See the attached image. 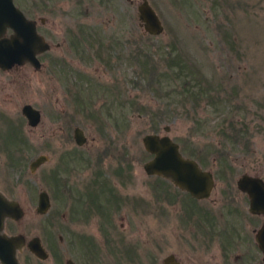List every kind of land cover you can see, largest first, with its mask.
I'll use <instances>...</instances> for the list:
<instances>
[{"label":"rangeland","instance_id":"rangeland-1","mask_svg":"<svg viewBox=\"0 0 264 264\" xmlns=\"http://www.w3.org/2000/svg\"><path fill=\"white\" fill-rule=\"evenodd\" d=\"M148 1L164 26L159 34L146 32L136 4L124 0L93 1L89 12L70 1L69 17L58 28L52 20L59 18L35 8V0H14L27 16L47 18L38 30L51 43L38 69L29 62L0 69V133L22 138L18 146L8 137L7 150L0 145V190L24 210L20 219L6 220L5 231L26 240L38 236L48 252L40 259L25 245L17 252L21 264H163L170 253L180 264H264L254 239L261 217L248 211V198L236 186L244 172L264 178V0ZM66 21L84 43L80 55L67 44ZM76 74L85 77L80 106L67 92ZM25 103L41 112L35 126L21 112ZM85 108L98 111L97 121ZM62 111L71 113L70 131L77 124L88 137L79 152L89 156L114 142L122 164L132 160L130 180L118 183L126 202L109 207L104 233L99 218L72 225L67 200L53 195L51 170L64 147L61 131L69 129ZM101 123L105 128H97ZM147 132L168 133L185 155L213 172L209 198L193 199L145 173L142 163L150 155L141 137ZM219 153L225 163L218 164ZM40 154L47 159L31 169ZM40 190L51 202L43 213L36 209ZM71 225L77 234H92L98 246L73 243Z\"/></svg>","mask_w":264,"mask_h":264},{"label":"water","instance_id":"water-1","mask_svg":"<svg viewBox=\"0 0 264 264\" xmlns=\"http://www.w3.org/2000/svg\"><path fill=\"white\" fill-rule=\"evenodd\" d=\"M137 16L146 32L159 34L164 30L158 13L148 0L138 2ZM48 48L49 43L37 31L35 19L27 17L14 0H0V69H9L13 65L25 62H29L38 69L41 65L38 55ZM21 112L31 126H35L40 121V110L30 103L23 104ZM163 129L168 132L170 126L164 125ZM141 141L144 149L152 154L142 163L146 173L169 179L173 185L188 192L196 199L210 197L215 187L213 172L203 168L195 158L185 155L180 150V144L168 133L147 132L142 135ZM46 159L45 154L38 155L30 162V168L35 169ZM236 186L247 195L249 212L264 217V178L244 172L237 177ZM49 206L48 193L41 190L38 194L36 209L43 213ZM23 213L24 211L16 199H10L0 191L1 264H21L17 252L24 245L40 259H45L48 256V252L38 236L26 240L22 233L8 234L3 231L5 218L18 219L23 216ZM254 238L264 262V218L255 230ZM162 263L180 264L173 253L163 257ZM66 264L75 263L67 259Z\"/></svg>","mask_w":264,"mask_h":264},{"label":"flooded vegetation","instance_id":"flooded-vegetation-1","mask_svg":"<svg viewBox=\"0 0 264 264\" xmlns=\"http://www.w3.org/2000/svg\"><path fill=\"white\" fill-rule=\"evenodd\" d=\"M70 1H71L70 3L71 5H74L72 4L73 1L76 2V6H78V10L83 11V12H89L91 2L96 1L97 4L101 6L102 4L105 3V1L106 3H109L111 0H35L34 7L36 6L35 8H39L40 10H47L51 13H54L55 19L59 18V20H52V23H53L52 26L58 28L61 25L62 21L69 17L68 2ZM124 2L126 5L128 4L132 5V3H135L136 10H137L138 3H136V0H124ZM29 18H32V17H29ZM33 19H35L36 21L37 31L41 35H43L38 30V25L44 26L47 23V18L41 15L37 19L36 18H33ZM68 22H70L71 25L67 29V32L69 33V37H70V40L68 41L69 43L67 44L71 45V50L72 48H74V51L72 52L73 54L75 53L76 55H80L81 52L78 50L80 49L81 51H83L82 48H84V43L83 42L81 43L80 39H78V41L76 40L77 37H75L74 35V31L72 28V22L66 21V24ZM79 31L82 34L81 39L87 42L88 44V41H86L87 36L84 35L85 32L83 31V29L80 28ZM53 32H54V35H57L60 33L59 30H53ZM48 43H49V48L47 50H49L51 47V43L50 42ZM60 44L61 42L58 41L56 42L55 46L59 47ZM47 50L43 51L42 53L46 52ZM96 55L100 57L99 53L97 52H96ZM64 56H66V54H64ZM71 70L72 68H69L68 72H70ZM76 77H77V80L75 79L74 84L67 85V92L69 93V95H71V100L76 104V106H80L81 104H84V100L81 99L82 96L80 95V90L84 89V87H82V85H80L79 82L82 81L85 77L83 74H76ZM110 88H112L111 85H110ZM85 111H86L85 115H87L88 117H91L89 119H94L97 117V114H95V112H98L97 110L93 109L92 111H90L89 109L85 108ZM61 113L63 114L65 119H68L66 122L69 125V129H66V131H63V130L61 131V138L63 140L64 147L60 149V155L58 158V162L56 166L53 167L51 170L52 171L51 180L53 182V190H52L53 195L59 196L61 198L64 197L65 200H67L68 205H69L68 219L70 220V222H72V225H74L73 224L74 221L85 222L90 217L99 218L101 219L100 231L104 233L105 230H104V227L102 226L104 224V221L108 219L109 217V214H110L109 207L112 205L113 207L114 206L120 207L121 203L126 202V197L121 194L122 192L119 188L118 183H120L121 185H125L130 180L132 176V172H131L132 160L129 159V161H126L127 163L122 164V160L120 159L122 158V156L118 157L119 150L117 148V145L114 142H108L106 144L104 143L99 148H96V151L92 150L88 152L89 156H86L85 154H83V152H79L78 150L80 149V147L84 146L87 143L88 137L85 134L84 129L77 124H74V126L72 127V131H70V127H71L70 121L72 120L70 117L71 113H68L67 111L65 112L62 111ZM97 128H105V127H103L101 123V125H98ZM77 130H80V131L78 132ZM7 138L8 136L6 133H0V145L3 146L1 149L7 150V147H8ZM68 144H70V146H68ZM149 155L150 157L152 156L151 153H149ZM78 157L83 158L85 160L84 163L75 164L76 163L75 160H77V162L79 161ZM113 157H115L116 159L114 160L118 162H116L115 164L106 163V160L108 162L112 161ZM125 158L126 157H124V160ZM70 161L72 164H70ZM108 164L110 166H108ZM106 166L111 167V168H109L107 171ZM62 171L66 173V176H62L60 174ZM148 175L170 181L169 179L164 178L159 175H155V174H148ZM0 191L6 197L10 199H15V198L9 197L2 190ZM228 197H229V201L227 202L230 205H232L235 201V197L231 195H229ZM49 200H50V196H49ZM251 214L260 216L261 222L263 221L264 217L262 215L253 214V213ZM7 219L18 220V219H13L10 217L5 218L4 227H3V231L5 233H7L5 231V222ZM72 225L70 227L71 229L70 231H71V234L73 235L71 238L73 243L75 241H78V243L85 242V248L88 250H91L90 247L92 245H93V248H96V244L98 246L97 240L93 237L92 234L90 235L88 233L86 234L78 233L77 234V231L74 229ZM8 234H15V233H8ZM92 238L94 239V241ZM93 242H96V243H93Z\"/></svg>","mask_w":264,"mask_h":264},{"label":"trees","instance_id":"trees-1","mask_svg":"<svg viewBox=\"0 0 264 264\" xmlns=\"http://www.w3.org/2000/svg\"><path fill=\"white\" fill-rule=\"evenodd\" d=\"M2 117H3V119H8L7 116H5V115H2ZM13 126H14V125H13ZM9 127H10V126H9ZM14 131H16L15 128L12 129V132H14ZM8 137H10L9 139L12 140V143H14V145L16 144V145H18V146H19V143H20L21 140H22V138H21L20 136L15 137V134H14L13 136L8 134ZM220 154H221V153L217 154V156H216V160H217V162L219 161L218 164H220V163H225L226 160H225V161H221V159H220V156H221V155H220ZM216 170L222 172V170L219 169V168H217ZM187 194H188L189 196H191L188 192H187ZM191 197H192V196H191ZM192 198H193V199H196V198H194V197H192Z\"/></svg>","mask_w":264,"mask_h":264}]
</instances>
